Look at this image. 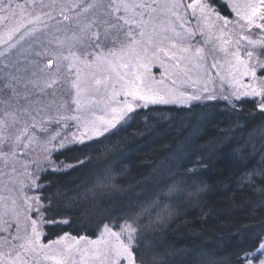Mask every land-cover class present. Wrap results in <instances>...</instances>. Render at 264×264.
Instances as JSON below:
<instances>
[{"label":"snow or ice","instance_id":"1","mask_svg":"<svg viewBox=\"0 0 264 264\" xmlns=\"http://www.w3.org/2000/svg\"><path fill=\"white\" fill-rule=\"evenodd\" d=\"M219 105L245 123L215 143L264 206V0H0V264H169L153 237L209 189L195 139L146 178L147 199L91 218L52 177L86 169L94 204L121 184L124 153L95 160L137 118ZM78 221L88 234L67 231ZM232 240L226 261L188 254L264 264V215Z\"/></svg>","mask_w":264,"mask_h":264},{"label":"trees","instance_id":"2","mask_svg":"<svg viewBox=\"0 0 264 264\" xmlns=\"http://www.w3.org/2000/svg\"><path fill=\"white\" fill-rule=\"evenodd\" d=\"M149 115L154 118L141 116L121 134L118 150L108 153L107 159L101 156L95 160L97 165L110 164L119 158L120 151L124 153L123 172L117 176L121 184L117 190L103 197L97 196L95 203H91L83 196L89 183V173L81 169L72 171L70 175L52 177L57 182L60 198L83 207L88 218L104 209L114 210L145 200L151 192L150 186L145 183L146 178L151 177L154 171L171 168L180 150L195 139V153H205L211 158L205 176L209 189L199 206H185L183 212L173 217L163 233L154 236L153 240L169 253L166 257L169 264H208V255L199 252L193 256L188 254L194 249H203L209 254L216 251L220 255L212 258L226 261L230 254L229 246L234 243L232 236L240 230V226L264 215L261 196L238 187L236 167L226 154L221 153L222 145L215 143L224 132L229 129L234 131L245 120L223 105L207 110L197 108L190 112L171 111L165 113L164 118L160 113L149 112ZM197 128L198 133L195 131ZM241 135L235 133L236 138ZM75 155L79 153L67 154L68 157ZM186 155L191 157L189 166H192L195 154L190 151ZM109 200L111 203H108ZM89 227L87 222L78 221L67 231L75 234L80 230L86 235Z\"/></svg>","mask_w":264,"mask_h":264}]
</instances>
